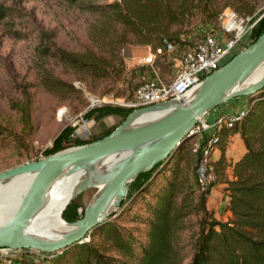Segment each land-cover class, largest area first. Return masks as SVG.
I'll return each instance as SVG.
<instances>
[{"label": "rangeland", "instance_id": "1", "mask_svg": "<svg viewBox=\"0 0 264 264\" xmlns=\"http://www.w3.org/2000/svg\"><path fill=\"white\" fill-rule=\"evenodd\" d=\"M114 1L118 0H0V6L6 9L5 17L0 16V173L47 157L46 150L66 127L73 128L72 138L89 141L111 125L118 127L126 118L106 109L117 108L128 113L122 105L133 97L139 83L150 77L141 68L144 69L142 59L147 48L152 45L137 43L122 26H116L114 31V23L96 9ZM217 5L222 12L230 9L242 17L257 18L264 12V0H218ZM237 10L247 14L244 16ZM220 16L209 25L196 18L189 27L182 28L183 44L194 46L206 35L217 33ZM114 42L119 43L116 49H112ZM251 43L253 41H246L242 45L246 49ZM52 45L71 54H93L108 67L107 74L98 77L87 69L60 62L52 53ZM176 70V62L158 66L164 82L169 81ZM45 76L52 82L62 83V89L48 91L42 83ZM256 94L233 100L245 99L248 103ZM62 110L64 115L58 117ZM192 139L185 144L191 163L194 159L190 152ZM184 162L185 175L192 183V164ZM221 187V191L215 188L206 207L216 220L224 222L226 201ZM95 192L96 188L86 190L72 201L68 214L74 221L83 217ZM22 197L20 194L13 199V209L19 207ZM142 205L138 200L130 211L122 214L123 226L143 229L142 225L131 221L135 213L143 212ZM120 206L106 221L118 216ZM64 211L61 221L70 223L62 217ZM200 219L194 215L185 219L187 227L178 239L183 257L181 264L190 263Z\"/></svg>", "mask_w": 264, "mask_h": 264}, {"label": "trees", "instance_id": "2", "mask_svg": "<svg viewBox=\"0 0 264 264\" xmlns=\"http://www.w3.org/2000/svg\"><path fill=\"white\" fill-rule=\"evenodd\" d=\"M217 1L118 0L96 9L114 23V31L116 26H122L137 43L162 48L164 42L183 44L181 29L189 27L196 18L205 25L217 21L222 12ZM237 11L244 16L247 14ZM5 15L6 9L0 6V16ZM263 32L264 17L251 41ZM113 44L112 49L119 45L118 42ZM52 49L60 62L87 69L98 77L107 74L108 67L91 53L71 54L54 45ZM45 77L42 83L48 91L62 89V83ZM106 110L124 117L131 112L117 108ZM115 128L116 125H111L101 135L84 141L72 138L73 128L66 127L46 150V156L100 140ZM216 134L219 157L215 162V185H225L226 210L231 213L227 221L216 220L206 207L205 197L196 195L194 159L191 163L186 155L185 140L169 159L136 177L115 219L97 226L88 242L63 250L49 264H181L183 257L178 239L187 227L185 219L192 215L201 219L189 264H264V88L248 102L246 115L233 129L221 127ZM233 134H239L245 153L239 160L227 162L224 153L228 138ZM184 161L192 164V183L185 175ZM228 168H231V180L227 178ZM138 200L143 203V212L135 213L131 221L142 225L143 229L123 226L122 214L130 211ZM70 207L62 217L73 222L74 217L68 214Z\"/></svg>", "mask_w": 264, "mask_h": 264}, {"label": "water", "instance_id": "3", "mask_svg": "<svg viewBox=\"0 0 264 264\" xmlns=\"http://www.w3.org/2000/svg\"><path fill=\"white\" fill-rule=\"evenodd\" d=\"M264 60V32L246 49L234 54L217 71L204 77L180 100L132 110L108 136L82 146L72 147L44 159L29 162L0 173V180L34 174L14 215L0 226V249L34 251L58 255L87 237L103 224L127 196L130 184L140 174L170 158L182 142L192 137V129L208 111L239 97H249L264 88V74L255 84L238 92L228 90L236 81H243ZM168 112L163 118L140 129L127 131L126 126L139 114ZM120 156L107 170L94 172L90 184H84L72 201L86 190L103 186L89 203L80 220L70 222L74 230L55 241L29 238L23 231L38 211L44 191L63 169L70 174L89 171L100 160Z\"/></svg>", "mask_w": 264, "mask_h": 264}, {"label": "built area", "instance_id": "4", "mask_svg": "<svg viewBox=\"0 0 264 264\" xmlns=\"http://www.w3.org/2000/svg\"><path fill=\"white\" fill-rule=\"evenodd\" d=\"M263 17L264 12L259 17L252 18L239 16L233 10L226 9L221 13L218 32L206 35L194 46L164 42L162 48L148 47L142 59L144 69H141L150 77L139 83L133 97L122 106L132 111L173 99L180 100L204 77L217 71L237 51L244 49L242 44L245 38L252 36ZM170 62H176L177 70L169 81L164 82L158 72V66ZM246 110L247 106L227 116L220 115L211 124L199 119L191 131L194 141L190 146V152L194 158L196 190L206 200L212 197L216 186L214 159V154L218 152L216 132L221 127L233 129L244 118ZM63 115L62 110L61 116ZM37 253L44 258L38 264H49L56 256Z\"/></svg>", "mask_w": 264, "mask_h": 264}, {"label": "bare ground", "instance_id": "5", "mask_svg": "<svg viewBox=\"0 0 264 264\" xmlns=\"http://www.w3.org/2000/svg\"><path fill=\"white\" fill-rule=\"evenodd\" d=\"M264 74V60L243 80L236 81L228 93L238 92L258 82ZM62 111H59L58 117ZM168 112L154 111L135 116L126 126L127 131L143 128L163 118ZM120 158L112 156L98 161L91 170L70 174L69 169L61 170L44 191L38 211L28 221L23 234L40 241H55L74 230L70 223L61 221V213L84 184H90L94 172L107 170ZM34 174L19 175L0 180V226L5 224L17 211L11 207L13 199L26 192ZM103 186L97 187V197ZM23 198V197H22ZM66 210V209H65Z\"/></svg>", "mask_w": 264, "mask_h": 264}, {"label": "crops", "instance_id": "6", "mask_svg": "<svg viewBox=\"0 0 264 264\" xmlns=\"http://www.w3.org/2000/svg\"><path fill=\"white\" fill-rule=\"evenodd\" d=\"M246 41L250 43L251 37L250 38L246 37L244 42ZM232 101L208 111L200 119H202V121L204 122L211 124L220 115L227 116L228 114L234 113L237 110L246 107L248 104L245 99H241V101L239 102H235L234 100ZM231 103H235V105H232ZM228 105H230L231 108H228L227 107ZM244 153H245V148L243 146L239 134L230 135L224 153L227 162H235L239 160ZM218 157H219V151L214 154V159L217 160ZM226 174H227V178L231 180L232 179L231 168L227 169ZM221 186L223 188L225 187V185L223 184H217L215 188L221 191L220 190ZM222 187L221 189H223ZM215 188H214V192H215ZM224 200L226 201L225 202L226 205L224 207L225 210L224 222H225L231 217V213L226 210V206L228 204V198L225 193H224ZM42 259L44 258L43 256H41V254H38L37 252H33V251H24V250L11 251L8 249H0V264H38L39 262H41Z\"/></svg>", "mask_w": 264, "mask_h": 264}]
</instances>
